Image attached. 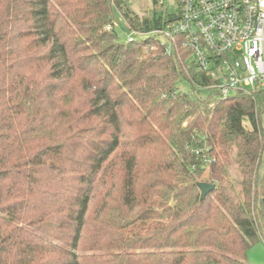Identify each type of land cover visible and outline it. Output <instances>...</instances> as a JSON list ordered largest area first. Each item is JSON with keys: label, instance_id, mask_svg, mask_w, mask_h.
<instances>
[{"label": "trees", "instance_id": "trees-1", "mask_svg": "<svg viewBox=\"0 0 264 264\" xmlns=\"http://www.w3.org/2000/svg\"><path fill=\"white\" fill-rule=\"evenodd\" d=\"M126 1L0 0V264H248L264 240V100L120 42L115 10L162 26Z\"/></svg>", "mask_w": 264, "mask_h": 264}, {"label": "built area", "instance_id": "built-area-1", "mask_svg": "<svg viewBox=\"0 0 264 264\" xmlns=\"http://www.w3.org/2000/svg\"><path fill=\"white\" fill-rule=\"evenodd\" d=\"M167 3L177 12L167 13L154 30H129L128 43L157 36L168 54L190 53L197 72L210 82L204 88L213 90L215 98L245 94L254 101L264 100V0Z\"/></svg>", "mask_w": 264, "mask_h": 264}, {"label": "rangeland", "instance_id": "rangeland-1", "mask_svg": "<svg viewBox=\"0 0 264 264\" xmlns=\"http://www.w3.org/2000/svg\"><path fill=\"white\" fill-rule=\"evenodd\" d=\"M126 5L140 18L153 17L156 14L158 17L165 18L167 13L174 14L177 12V7L167 3V0H127ZM115 25L114 31L117 34L118 40L122 43L127 44L131 36L129 29L127 28L121 14L115 10ZM45 51L42 49L41 52ZM177 86L180 92L186 94H192V96L201 95L200 92H192L190 85L181 80L177 82ZM261 124H264V113L261 115ZM235 156V153H233ZM229 165V177L226 178L225 185L233 196L239 193L241 187L240 182L242 180L237 165L235 161H231ZM260 175L264 177V154L262 158V163L260 166ZM238 195V194H237ZM79 255L90 254L84 251H78ZM247 263L248 264H264V240L261 239L256 243L247 253Z\"/></svg>", "mask_w": 264, "mask_h": 264}, {"label": "water", "instance_id": "water-1", "mask_svg": "<svg viewBox=\"0 0 264 264\" xmlns=\"http://www.w3.org/2000/svg\"><path fill=\"white\" fill-rule=\"evenodd\" d=\"M199 189L202 192V199L204 200L212 191L215 190V185H211L208 183H199Z\"/></svg>", "mask_w": 264, "mask_h": 264}]
</instances>
